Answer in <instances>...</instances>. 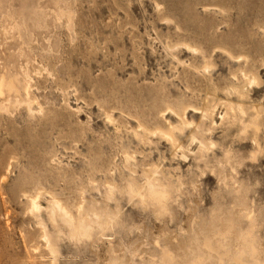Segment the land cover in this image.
Here are the masks:
<instances>
[{
  "label": "rangeland",
  "instance_id": "rangeland-1",
  "mask_svg": "<svg viewBox=\"0 0 264 264\" xmlns=\"http://www.w3.org/2000/svg\"><path fill=\"white\" fill-rule=\"evenodd\" d=\"M37 2L48 15L49 53L41 49L46 30H37L29 23L35 37L25 45L23 41L29 37L9 28L10 15L18 19V13L22 12L27 16ZM58 10L65 11L60 21L54 16ZM68 16L72 22L70 28L66 24ZM263 28L264 0H11L9 4L5 0L0 3V64L9 69V77L15 79L24 96L23 68L31 62L32 92L45 110L44 116L36 118L29 117L24 104L11 109L9 114L0 111V264H51L39 227L29 212V200L41 191L43 206L55 196L72 208L80 202L83 191L87 202L99 201L100 195L90 190V182L93 179L102 192L112 178L119 182L120 172L127 173L122 167L126 153L133 155L138 165H159L174 182L177 178L189 181L199 174L191 157L182 160L173 156L165 141L153 138L151 145H143L133 136L132 130L138 124L151 130L168 129L176 120L167 112L169 107L180 111L189 103L198 108L209 97L208 93L213 92L211 83L193 69L206 60L183 47L169 53L165 45L196 42L211 55L208 62L215 66L212 80L222 86L236 64L220 52L213 53L212 45L222 39L234 44L247 42L241 51L252 62L257 60L258 48L264 47ZM20 52L26 54L27 60L18 58ZM36 63L47 72L36 74L32 66ZM256 65L259 66L258 61ZM257 73L261 84L250 96L264 107V67H259ZM14 98L10 97L11 105L16 104ZM33 107L38 108L36 104ZM186 111L189 121L199 123V112ZM220 113L221 109H217L214 114L217 124ZM107 116L115 121L108 123ZM215 130L213 141L225 147L231 145L239 156L241 153L242 157L248 156L251 144L248 140L243 143L233 140L234 128L227 134L226 126ZM219 149H214L211 160L221 158ZM247 161L239 168L237 178L244 184L239 197L247 200L253 211L252 230L246 219L235 215L234 202H241L238 195L205 171L197 178V190L193 192L186 186L188 192L163 217L123 202L126 226L115 228L107 237L115 248L146 252L142 259L147 258V252L160 256L162 245L170 244L177 264H185L186 259L191 264H233L238 238L247 233L253 237L255 246L264 250V156ZM116 167L118 170L111 172ZM157 238L158 243L154 242ZM205 239L213 248L211 252L201 250ZM184 243L190 245L187 255L179 249ZM107 245L104 241L85 245L63 241L56 264H109ZM226 249H230L227 256L230 261L224 257Z\"/></svg>",
  "mask_w": 264,
  "mask_h": 264
},
{
  "label": "bare ground",
  "instance_id": "bare-ground-1",
  "mask_svg": "<svg viewBox=\"0 0 264 264\" xmlns=\"http://www.w3.org/2000/svg\"><path fill=\"white\" fill-rule=\"evenodd\" d=\"M4 1L5 0H0V3H3ZM9 1L11 0H8V4ZM39 2L32 5V11L27 16H25L22 12L18 13V19L14 18L13 15H10L12 23L9 28H11V31L18 30V34H21L23 37H29L28 40L26 39L23 41V44L25 45L32 42L35 37V34L33 35V32H31L28 28L29 23H31L32 27L37 30H46V33L42 37L45 41V45H43V48L41 49L43 52L49 53L51 51V37L47 32L48 15L45 13L46 10L43 9L44 7H41ZM56 12L57 13H55L54 16L58 21H60V19L64 16L65 11L58 10ZM71 23L72 22H70L68 16L66 19L68 28L72 26ZM262 32V36H264V28L262 29ZM32 37L33 40H31ZM20 38L22 39V37ZM246 44L247 42L242 41H237V43L234 44L233 42H227L225 39H222L217 44L212 45L213 53L220 52L226 57V59L236 64L235 70L229 71L228 77L224 78L222 86H217V84H215L212 80L213 77H211V73L213 72L215 66L214 63H209V60L212 58L211 55H209L204 49L202 50L198 47L196 42H179L173 45H165V48L169 53L183 47V49L185 48V50L192 55H200V57H202L201 60H206L203 65L200 64L201 66L194 67L193 69H195L196 73L202 76V78H205L211 83L213 92L211 89L210 92L212 93H208L209 97H205L203 104L198 108L189 103L183 108L180 106V111L169 107L167 112H169L170 116L174 117L176 120L175 124L174 122L169 124L168 129L156 127L151 130L142 124H138L136 130H132L134 138L137 139L140 144L151 145L153 143V138H157L158 140L165 141L169 145L173 156L182 160H186L191 157L194 162L192 164H195V170H198L199 174L197 173L194 175L191 172L194 177L189 181L177 178V181L175 180L174 182L170 178L166 177L161 168L158 167L159 165H138L134 156L126 153L122 160V167L127 173L125 174L122 171L120 172L119 182H117L114 178H112L111 181L108 179L109 182L107 181L108 183L104 186L103 192L101 191V186L94 183L93 179L90 182V190L100 195L101 200L99 201L94 200L87 202L85 199L86 191L82 192L80 202L72 208L63 204L55 196L50 197L49 195L50 199L47 202V205L43 206L41 203V200L44 197L41 193L42 191H39L40 193H37L33 198H31V200L28 199L30 202L29 212L32 216L31 218L36 221L35 224L39 227L41 234L40 237L44 242L46 248L45 251H48L51 264H56V262L60 259V244L63 241L66 242V240L78 245H85L88 242L96 241L107 242V254L109 255L110 261L109 264H177L176 253H174L175 251L172 250L170 244L162 245V254L160 256H157L156 253L147 252L146 259H142L144 255H146V252L139 249H121L113 246L112 240L107 237L108 233L113 232L115 228H124L126 226L124 220L125 216L123 213V209H125V207L123 208V202L125 203V201H127L128 204H132L133 206L138 207V209L146 212L149 211L158 218L163 217L170 213L172 204L178 203L179 199L186 192H188L185 190L186 186L191 188L193 192L197 190V178L202 177L205 171L214 175L218 183L223 187L232 188L238 195L237 197L240 198L239 194L242 192V186H244V184L237 178L239 168L243 165L246 159L248 161H255L256 159L258 160L264 156V107L261 103H259L260 101L257 102L252 100L250 96L251 92L261 84L257 69L259 67H264V47L262 49L258 48L259 51H257V60L254 59L251 62L248 58L249 55L246 56L242 53V51H245H241ZM4 51L2 52L4 53ZM23 52L19 53L18 58H26V54H23ZM172 57L174 58L173 54ZM257 61L259 62V66L256 65ZM29 64H31V62L23 68V75L26 82V87L23 90L24 96L22 95L21 90H19L20 86L18 87L16 85L15 79L9 77L11 76L9 74V69L4 67V63L0 64V111H4L9 114L12 111L11 109H18L22 104H24L30 118L44 116L45 110L37 102V98L32 92L33 85ZM32 66L33 71H35L36 74H39L42 70L47 72V70H44L43 65L40 63L33 64ZM190 88V86L186 87V89L192 93L193 90H190ZM196 90L198 89H195L194 91ZM219 94H222L223 96L220 97ZM12 96L15 97V105H11L10 97ZM34 104L38 106L37 109L33 107ZM186 109L199 112V123H194L193 121H189L187 119ZM217 109H221L220 116H218L220 119L219 124L214 121V114ZM166 110L164 111L166 112ZM112 119L113 117L107 116L108 123H113L115 121ZM219 126H226V134L230 131V129L234 128V134L231 135L232 138H234L233 140L236 139L238 142H241L242 140V143L245 140L250 142L251 151H249L247 157H242L241 154L243 153L240 151L239 152L241 154L239 156L237 152L233 151L231 145L225 147L215 142L216 140H212V135L216 131L215 129ZM181 137L184 138L183 141L181 140ZM215 148L221 149L222 156L221 158L212 157L211 160L210 156L214 154ZM259 155L263 156L259 158ZM103 168H105V166H103ZM116 170H118L117 167L111 172ZM208 172L206 173L208 174ZM113 174L114 173H112V175ZM109 176L110 175H108V178ZM103 182L105 181L103 180ZM240 200L241 202H234L237 209L235 215L246 219L250 223L252 230L255 221L253 211L248 206L247 200L243 197L240 198ZM211 211L213 212V210ZM230 230L231 228L229 227L226 229L228 232ZM159 240L160 239L157 238L154 242L158 243ZM261 244L263 245L262 242ZM179 249L186 255L190 253V245L188 243L180 245ZM212 249V246L206 241V239L202 240L201 250L203 252H211ZM236 249L238 251L237 256L233 258V264H264V250H262L260 246H255V242L253 241V237L250 233L241 235L240 239L238 238ZM229 255L230 249H226V255L224 254V257L228 258L227 256ZM136 259H138V262ZM185 264H191V260L188 259L187 262L186 259Z\"/></svg>",
  "mask_w": 264,
  "mask_h": 264
}]
</instances>
